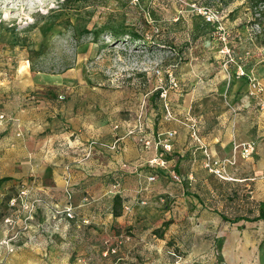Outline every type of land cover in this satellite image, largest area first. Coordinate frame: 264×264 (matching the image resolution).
<instances>
[{"label":"rangeland","instance_id":"374dc122","mask_svg":"<svg viewBox=\"0 0 264 264\" xmlns=\"http://www.w3.org/2000/svg\"><path fill=\"white\" fill-rule=\"evenodd\" d=\"M245 79L250 93L257 94L250 105L239 99L245 89L237 82ZM0 114L2 156L20 147L32 152L22 153L23 160H42L47 148L42 146L43 135H59L53 141L54 166L66 165L64 196L58 198L46 197L34 175L0 176V239L6 234L3 218L8 214L18 217L16 229L23 230L26 209L9 203L22 185L30 190L28 200H45L37 208L35 225L44 216L41 210L48 211L47 202L60 203L62 197L65 203L74 202L73 189L79 187L81 207L93 209L98 201L96 211L115 221L135 207L125 219L135 216L143 224L140 232L127 223L121 235H105L102 261L117 264L116 254L128 237L143 240L140 251L125 264H264V219H252L264 214V0H0ZM223 117L252 139L233 138L228 157L204 146L202 166L194 171L197 181L187 177L188 163L180 162L178 155L195 153L202 143L200 130L217 128ZM115 124L118 129H113ZM140 125L151 138L176 130L172 149L166 152L168 168L149 162L141 168L148 179L155 176L147 187L176 190L146 194L132 205H114L112 211L103 192L130 199L129 186L135 183L126 179L139 170L135 162L124 161L135 166L126 169L119 161L120 136L132 140L133 151L164 152L161 145L146 147L137 134H125L127 126L139 130ZM111 128L112 167L96 173L97 180L73 183V158L86 161L90 153L70 146L68 137L71 144L77 135L93 132L111 139ZM181 133L178 145L183 150L178 151L176 137ZM244 142L254 144L249 155L237 146ZM95 150V167H105L101 147ZM208 156L223 164V174L210 169ZM254 164L262 169L255 171ZM20 165L25 167L26 161ZM171 168L181 180L169 175ZM249 176L253 178H245ZM112 245L117 250L105 255ZM0 251V264L16 252L8 253L4 246Z\"/></svg>","mask_w":264,"mask_h":264},{"label":"crops","instance_id":"0c3cea01","mask_svg":"<svg viewBox=\"0 0 264 264\" xmlns=\"http://www.w3.org/2000/svg\"><path fill=\"white\" fill-rule=\"evenodd\" d=\"M238 84L242 85V87L245 89L243 93L240 94L239 99H241L243 105H250L254 101L257 100V94L253 95L250 91L249 81L248 80H238ZM257 91V90H256ZM233 97H237V93H233ZM261 97V96H260ZM259 98V97H258ZM261 99V98H260ZM2 125V124H1ZM238 128V129H237ZM240 127H238L237 123L235 124V127L231 124H227L226 118H219L218 126L214 129H201L200 135L202 137L201 142L197 144V149L195 150V153H188L186 156L184 153L182 154V157L178 155V158L180 159V162L186 161V164L188 163L189 168H186V175L187 177L195 176L197 181V174H194V171L198 170L199 166H202L203 161V152H204V146H207L212 151H214L213 148H216L218 150L219 157H228L231 156L232 150H233V144L234 140L237 141H248L249 138L252 139L253 135L248 134L246 131L239 130ZM119 133H122L120 131ZM72 134L71 132L68 134H63L65 137ZM111 139H101L99 135H97L95 132L90 133L88 136L81 134L80 136L77 135L75 142L71 144V140L68 137V144L70 146H77V148L82 147L87 151L88 157L90 159L86 161H80L77 158H73L75 163L71 164V168L74 170L73 175V183H79L83 179H96V173L106 172L108 171L112 165L110 163L108 164V160L112 162L111 159H109L110 155L112 156V150L109 148L114 142V135L115 132L111 128L110 130ZM57 137L53 138V136L50 135H43L41 141L42 146H46L45 148V155H43L42 160L37 159L36 157H32L30 159L23 160V156H20L22 153H25L26 155H30L28 150H22L19 147V150H8L4 153V156L0 154V176L3 174H13L16 176H20L23 174V172H26L27 175H34L35 179L37 180V184L42 191V193L45 194L46 197L49 199L52 196H56L57 198L61 195L64 196V187L66 184V178H65V169L64 166H54L55 163L53 160H55V148L53 147V141L55 142V139H60L59 135H56ZM122 136V137H121ZM120 136L119 141V152L121 153V163L124 161L128 162H135L138 164L139 170L136 172H132L131 176H127V183L131 184V182H134V187L129 186V194L132 197L130 199H126L127 194H124V196H120L119 201H115L114 194H109L108 191L103 192V194H107V200L109 201L107 203L106 208L111 207V210L114 211V205H120L123 204L126 206V204H134V202H137L138 199L141 197H145L146 194L148 196H152L154 194L159 193L160 191H168L169 193H173L176 188L170 187L169 189H161L157 186L147 187L145 185L146 182H153L154 180H149L148 175H144L142 173V167L145 165H149L148 161L150 158H152L157 153L153 150L151 151H145L142 148L139 150L133 151L134 143L132 140H130L128 137L123 136V134ZM183 133L178 135L176 137V145L178 151H182L183 148H179L178 143L182 140ZM237 136V138H235ZM233 138H235L233 140ZM90 140V141H89ZM100 142V143H99ZM96 143V145H95ZM99 143V144H98ZM105 143V146L103 145ZM109 144V145H108ZM96 146L101 147V157L105 159V167H95L96 160L97 159V151ZM27 147V146H26ZM188 148V146H187ZM186 148V149H187ZM58 152V151H57ZM56 152V153H57ZM198 152V153H197ZM95 154V155H94ZM202 155V157H200ZM91 156V157H90ZM96 157V158H95ZM252 157V156H251ZM202 159V161H201ZM238 159L240 161H244L243 158L239 155ZM26 161L25 167L20 165V162ZM184 161V162H185ZM169 162V159H168ZM54 163V164H53ZM70 163V162H69ZM89 163V169L85 168V165H88ZM93 164V165H92ZM95 167V168H94ZM187 167V166H186ZM168 168V166L166 167ZM164 168V169H166ZM253 169L255 171H258V169H262L261 166L258 164L253 165ZM90 171V172H89ZM7 172V173H6ZM169 175L173 177L174 179V169H170L168 171ZM197 173V172H196ZM86 174H88L87 177ZM90 174V175H89ZM177 175H181L179 173H175ZM132 176L135 178L133 179ZM245 178H253L252 176L245 177ZM177 179V178H176ZM95 180V182H96ZM181 180V176H180ZM196 183V182H195ZM100 190V189H99ZM82 189H79V187H76V189H73L74 192V198L73 203L75 206L76 212H77V218L70 220V223L68 224L67 221L62 224V226L58 230H53V228L49 226L48 231L42 232L40 234L41 239V246L37 245L39 243H30L27 244V246L22 247L20 250L14 252L9 260H7L4 264H110V261L107 259H103L102 261V243H103V237L108 236H116L117 234L121 235L124 233V227L127 225V223H132L136 227V231H139L140 227H143V224H141L140 221H136L137 218L135 216H132V220L125 219V214H127V217L130 218L132 214H134V208L132 210H124L125 214H123L122 219H118V221H115L113 218H110L106 216L103 218L101 216V213L96 211L99 202L97 201L94 208L89 206L81 207L80 201L81 196L83 192H81ZM87 191V190H86ZM101 191V190H100ZM91 193V191H88ZM93 193H96L94 191ZM178 193V192H176ZM176 195V194H174ZM122 197V198H121ZM132 201L129 203L128 201ZM192 200V199H191ZM59 201H61V204H64L65 200L64 197L59 198ZM123 201V203H122ZM192 202V201H191ZM94 204V203H93ZM138 204V203H137ZM92 205V204H91ZM140 205V204H139ZM99 209H102L100 206ZM176 209H178V205L176 206ZM151 209L149 210V212ZM42 216L41 221L38 222L37 225L32 223L30 227V231L36 230L39 224H42L47 216V211L42 209L41 210ZM112 216V212L109 213ZM124 217V218H123ZM81 218H88L90 222L88 224H84L82 226H78V224L81 221ZM35 219L32 221L34 222ZM121 228V229H120ZM119 230V232H116ZM2 236V235H1ZM0 236V237H1ZM139 236V234H137ZM39 239V238H38ZM135 239V238H134ZM126 240L123 243V245L120 247L118 254H116V263L117 264H125V260L131 261L133 260V255L135 251H140L139 247L141 241L143 240ZM45 244V245H44ZM0 258H1V251H0Z\"/></svg>","mask_w":264,"mask_h":264},{"label":"built area","instance_id":"2783aa9c","mask_svg":"<svg viewBox=\"0 0 264 264\" xmlns=\"http://www.w3.org/2000/svg\"><path fill=\"white\" fill-rule=\"evenodd\" d=\"M208 17L210 18V15H208ZM3 116L4 114H0V117ZM142 127L143 126L140 125V129L136 130V128L134 127L127 126V128H125V134H137L138 140L142 142L146 147L154 145L156 148H158L160 145L163 146L164 152L157 153L152 158H150L148 162L160 168H166L168 166V158L166 157V152H169L172 149V142L170 141V139L176 133V130H168L166 132L159 133L156 138H151L144 133V129ZM118 128L119 124H115L113 126V129ZM194 134L197 136L196 131L194 132ZM237 146H241V150L245 155H249L254 149V144H252L251 142H244L242 144H237ZM208 158L209 159L207 165L210 167V169L218 172L219 174H223V172L225 171L223 164L217 159L211 160L210 156H208ZM122 166L126 169L135 167L134 165L130 166L128 162H123ZM174 177L180 180V175L174 173ZM154 178V175L149 176V179ZM29 192V188L25 185H22L18 195L10 199L9 202L10 206L19 205L20 207L26 209L25 220H23V230L27 229V232L25 233L23 230L16 229L19 224V219L15 215L8 214L3 218V224L6 229V234L0 239V248L1 246H4L7 249L8 253L16 251L21 245L24 246L30 244L31 242L37 243L39 238L38 234L42 231H48L49 226H47V224H50V222H52L53 224L51 225V228H53V230H58L65 221H67V223L69 224L70 220L77 218V212L73 202L67 201V203L65 204H50L47 202V216L45 217L44 221H42L43 223L39 224L36 230L34 229V231L30 233L29 229L32 226L31 224L35 218V215L37 214V208H39L40 201L45 202V200L38 197L34 200H28L27 197L29 195ZM67 193L68 196L71 197V191L69 189H67ZM89 222L90 220L88 218H81L78 226L88 224ZM23 234H25V237ZM126 239H128V237H126ZM116 250L117 245L108 246L105 248L104 254L106 255L108 254V252H115Z\"/></svg>","mask_w":264,"mask_h":264},{"label":"trees","instance_id":"16d2710c","mask_svg":"<svg viewBox=\"0 0 264 264\" xmlns=\"http://www.w3.org/2000/svg\"><path fill=\"white\" fill-rule=\"evenodd\" d=\"M135 35H137V34H135ZM138 36V35H137ZM159 92L157 91L156 92V94H158ZM120 200V197H119V195H116L115 196V201L117 202V201H119ZM245 216H236L235 217V219H241V218H244ZM259 218H262V219H264V214H259L258 216H253V218L252 219H259Z\"/></svg>","mask_w":264,"mask_h":264}]
</instances>
